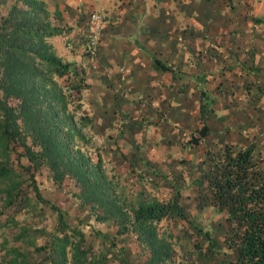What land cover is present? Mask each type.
Instances as JSON below:
<instances>
[{
  "label": "trees",
  "instance_id": "obj_1",
  "mask_svg": "<svg viewBox=\"0 0 264 264\" xmlns=\"http://www.w3.org/2000/svg\"><path fill=\"white\" fill-rule=\"evenodd\" d=\"M49 21L44 0H15L0 22V182L12 180L0 210V230L16 224L15 216L25 206L26 197L18 191L20 181L12 179L16 172L12 164L14 155L30 179L34 204L48 206L55 213L56 227L46 245L36 246L30 241L35 251L45 252L39 261L21 253L17 245L9 246L6 242L2 248H6L7 264H105L97 260L92 240L78 224L68 221L61 208L44 197L37 183V172L43 167L57 183L73 179L78 189L75 194L84 207L95 210L109 204L99 179L100 154L97 153L95 162L88 157L84 161L73 139V134L79 132L74 127V115L80 112L83 92L91 84L86 80L84 67L62 59L50 43L53 37L68 36L72 29ZM75 36L81 39L82 53L88 55L85 32H76ZM69 40L70 44L75 43ZM213 100L207 91L200 92L201 126L197 135L190 137L195 146L210 132L205 117L207 103ZM92 121L89 114H80L76 124ZM21 157L27 159L28 165L20 163ZM198 171L196 184L203 197L217 211L224 212L228 222L226 249L219 255V264H264V156L252 144H223L207 149ZM130 211V215L125 214L128 223L114 213L106 218L116 221L118 233H132L148 246L144 264H173L172 243L164 233H158L157 225L162 220L185 218L180 194L176 192L167 201L138 197ZM22 232L23 235L15 236V241L28 237L26 231ZM203 234L211 243L210 235ZM116 254L123 258L119 248Z\"/></svg>",
  "mask_w": 264,
  "mask_h": 264
},
{
  "label": "rangeland",
  "instance_id": "obj_2",
  "mask_svg": "<svg viewBox=\"0 0 264 264\" xmlns=\"http://www.w3.org/2000/svg\"><path fill=\"white\" fill-rule=\"evenodd\" d=\"M245 1L246 6L251 8L248 4L250 0ZM14 2L0 0V22ZM209 2L215 0H196V3L203 5H209ZM46 5L51 24L69 30L74 28V23L66 21L58 9L56 0H47ZM63 37H53L50 43L54 48L62 47L64 53L61 57L67 59L69 53L65 50L73 55L79 48H68ZM254 75L258 78V75ZM101 78L98 71L92 78L86 74L87 82L93 84L83 92L82 107L74 115V127L79 132L73 134V139L76 148L84 155V161L88 157L95 162L97 153L100 154L102 164L99 179L105 187L103 194L109 204L95 210L84 207L75 194L78 189L73 179L66 178L62 183H57L43 167L37 172V183L42 194L61 208L68 221L78 224L87 238L92 240L98 261L102 260L105 264H144L149 253L148 246L132 233H118L119 225L106 217L114 213L118 219L128 223L125 214L130 215V209L138 197L167 201L177 192L185 218L162 220L157 225L158 233H164L165 239L172 243L173 264H219V255L226 249L224 236L228 222L226 214L217 211L199 190L196 184L200 177L198 166L207 149H217L219 145L228 143L238 146L252 144L264 156V85L247 81V86L239 90L233 84L220 89V84L219 89L226 90L230 99L214 105V109L211 108L213 101L207 103L206 115L209 111L217 114L205 117L210 132L195 146L190 142V137L197 135V129L201 126L198 105L197 108H185V121L182 122L165 118L159 114L160 110L155 109L156 115L153 116L143 110L139 114L133 113L135 102L140 100L137 97L139 94L117 85L100 83ZM208 94L215 99L210 91ZM86 113L93 121L86 125L76 124L79 115ZM12 162L16 171L12 179L20 181L17 189L21 197L26 198L22 201L24 208L15 216L16 224L0 230V264H7L6 248H2L6 242L9 246L17 245L21 253L31 255L32 261H39L45 252L35 251L30 241L36 246L46 245L56 227L55 213L48 206L34 204L30 179L18 166L15 155ZM20 163L28 165L25 157H21ZM11 181L0 182V210ZM22 231H26L28 237L21 239V236L19 241H15V236L23 235ZM203 232L210 235L211 243L205 239ZM101 237L108 241H102ZM118 248L123 258L117 256Z\"/></svg>",
  "mask_w": 264,
  "mask_h": 264
},
{
  "label": "crops",
  "instance_id": "obj_3",
  "mask_svg": "<svg viewBox=\"0 0 264 264\" xmlns=\"http://www.w3.org/2000/svg\"><path fill=\"white\" fill-rule=\"evenodd\" d=\"M56 1L66 21L74 23L64 43L79 48L73 55L65 50L67 60L81 64L88 78L98 71L100 83L139 94L133 113L143 110L153 116L155 109L182 122L186 107L197 108L202 90L215 96L214 109L230 99L220 90L224 86L243 90L247 81L264 85V0H250L251 8L245 0L209 5L196 0ZM92 10L106 15L93 58L82 53L81 39L75 36L84 34V17ZM69 38L75 43L69 45ZM55 49L63 55L62 47ZM211 114L217 113L206 116Z\"/></svg>",
  "mask_w": 264,
  "mask_h": 264
},
{
  "label": "built area",
  "instance_id": "obj_4",
  "mask_svg": "<svg viewBox=\"0 0 264 264\" xmlns=\"http://www.w3.org/2000/svg\"><path fill=\"white\" fill-rule=\"evenodd\" d=\"M105 16L104 13L97 10L89 11L86 15V53L91 58L96 55L99 41L101 39V31L105 22Z\"/></svg>",
  "mask_w": 264,
  "mask_h": 264
}]
</instances>
